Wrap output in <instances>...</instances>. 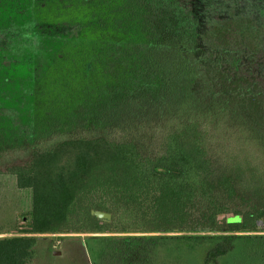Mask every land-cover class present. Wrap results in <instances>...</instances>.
Returning a JSON list of instances; mask_svg holds the SVG:
<instances>
[{
  "label": "trees",
  "instance_id": "obj_1",
  "mask_svg": "<svg viewBox=\"0 0 264 264\" xmlns=\"http://www.w3.org/2000/svg\"><path fill=\"white\" fill-rule=\"evenodd\" d=\"M89 1L0 0V16L15 19L49 6L75 9L70 20L33 22L43 31H72L77 10ZM103 7L118 19L116 29L139 20L144 48H162L155 68L176 103L168 104L170 112H178L165 120L156 152L146 153L132 136L71 134L39 150L22 144L1 155L0 175L14 176L16 188L31 191V210L17 227L22 236L0 239V264H32L35 233L254 232L263 221L264 210L228 206L236 185L232 175L214 167L208 134L213 121L222 127L234 104L264 135V0H103ZM195 11L206 18L204 32L183 23ZM91 14L82 17L86 23L77 33L98 39L113 33L98 29ZM15 43V33L0 27V54ZM64 51L65 61L82 67V58ZM91 211L109 213L110 221ZM122 214L125 225L118 224ZM231 247L226 240L216 243L203 263L216 264Z\"/></svg>",
  "mask_w": 264,
  "mask_h": 264
},
{
  "label": "rangeland",
  "instance_id": "obj_2",
  "mask_svg": "<svg viewBox=\"0 0 264 264\" xmlns=\"http://www.w3.org/2000/svg\"><path fill=\"white\" fill-rule=\"evenodd\" d=\"M97 1L102 4L96 5ZM86 4L89 6L75 7L79 17L77 22L71 20L76 24L72 31L50 27L43 31L33 22L70 20L68 15L75 9L55 11L49 6L15 19L0 16V27L16 35L12 49L0 54V156L22 144L39 150L71 134L114 139L132 136L146 153L157 151L156 138L165 120L177 111L173 107L170 112L168 104H173V99L155 68L162 48H144L141 21L120 22L116 29L118 19L110 10L105 11L103 0ZM87 14L98 29L113 33L100 39L87 31L77 33ZM205 20L195 11L183 23L198 33L204 32L201 24ZM165 42L162 39L159 46ZM64 50L71 58H82V67L77 60L65 61ZM220 123L222 127L216 121L210 124L208 149L214 167L233 176L236 193L227 204L238 212L254 208L263 212L264 135L234 104ZM11 177L0 175V239L22 236L17 227L29 219L31 210V191L16 188ZM217 197L223 202L220 194ZM126 216L122 214L119 225L127 224ZM33 236L32 264H204L206 251L224 240L232 247L216 264H264V218L254 232H66Z\"/></svg>",
  "mask_w": 264,
  "mask_h": 264
},
{
  "label": "water",
  "instance_id": "obj_3",
  "mask_svg": "<svg viewBox=\"0 0 264 264\" xmlns=\"http://www.w3.org/2000/svg\"><path fill=\"white\" fill-rule=\"evenodd\" d=\"M91 214L95 216L97 219L104 221V222H109L110 221V214L101 212V211H91Z\"/></svg>",
  "mask_w": 264,
  "mask_h": 264
},
{
  "label": "crops",
  "instance_id": "obj_4",
  "mask_svg": "<svg viewBox=\"0 0 264 264\" xmlns=\"http://www.w3.org/2000/svg\"><path fill=\"white\" fill-rule=\"evenodd\" d=\"M4 176H11V175H4ZM12 181L15 183V178L14 176L11 177ZM19 190H25V189H19Z\"/></svg>",
  "mask_w": 264,
  "mask_h": 264
}]
</instances>
